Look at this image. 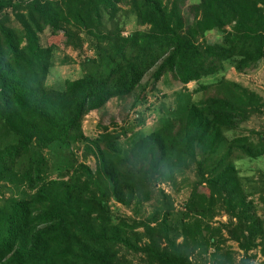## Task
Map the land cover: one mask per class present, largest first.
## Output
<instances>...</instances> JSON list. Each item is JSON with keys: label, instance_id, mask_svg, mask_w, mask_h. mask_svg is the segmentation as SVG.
<instances>
[{"label": "trees", "instance_id": "trees-1", "mask_svg": "<svg viewBox=\"0 0 264 264\" xmlns=\"http://www.w3.org/2000/svg\"><path fill=\"white\" fill-rule=\"evenodd\" d=\"M184 1L0 0V264H253L264 217L251 197L264 200V175L242 178L234 161L263 155V135L228 133L264 113V98L221 72L264 59V0H196L183 12ZM44 30L81 35L91 55L78 47V77L45 83L56 45L41 41ZM147 73L150 89L168 74L217 93L187 97L125 144V129L85 137L89 111L112 98L144 103ZM141 116L134 110L138 125ZM77 144L93 169L78 161ZM160 184L207 194L174 209ZM110 200L150 211L115 214ZM226 241L241 250L237 261Z\"/></svg>", "mask_w": 264, "mask_h": 264}, {"label": "rangeland", "instance_id": "rangeland-1", "mask_svg": "<svg viewBox=\"0 0 264 264\" xmlns=\"http://www.w3.org/2000/svg\"><path fill=\"white\" fill-rule=\"evenodd\" d=\"M196 0H185L183 12L186 7ZM125 9V6H121ZM121 17H124L121 15ZM124 20V31L122 34H126L133 27V18L128 16L122 18ZM63 27H67L63 25ZM142 28V26H139ZM68 35L57 34L49 37L47 30L42 31L40 34L41 41L47 40L56 45L54 51V63L49 68L46 76L45 83L47 85L61 82L63 79H74L80 75V69L77 64L78 61V47H81L83 54L90 56L91 52L86 47V43L80 34L75 30L67 32ZM219 35L215 31H210L205 34L206 42L212 43L218 40ZM64 58H68L71 61L68 63L60 64L59 62ZM221 74L232 81H235L250 90H253L262 98H264V59L245 67L241 72L234 71L232 68L226 67ZM220 74L216 77L219 78ZM201 82H209L208 79H204ZM144 85L142 92L143 104H138L135 108H131L130 103L132 97H127L123 100L110 99L107 101L103 108L97 111H89L84 115L81 122V130L85 137L90 138L102 131V127H106L107 130L120 131L125 129L126 133L121 135L118 141L125 144L127 137H131L133 134H145L148 133L158 123L159 117H167L171 111H176L186 101V98L191 100H198L206 96H210L217 93V87L210 85L204 91L192 92V89L197 87L198 83L189 82L186 85H182L169 77L168 74L162 76L150 89L149 73L145 74L141 79V85ZM146 108V109H144ZM134 110H138L141 113L143 120L142 125H138L134 117ZM264 111V109H263ZM240 132L242 134H250L255 136V133L260 132L263 135L264 141V113L249 116L248 120L241 124L238 130L230 131L228 134ZM83 150V146L77 144L74 149L78 161H82L89 168L93 169L95 165V158L93 155L88 154L85 158L80 157ZM235 166L238 169V174L242 178H252L256 180L264 175V154L253 159L241 158L234 161ZM166 193L170 195L171 202L174 209H179L185 201L187 206L196 207L198 199L201 195H206L207 190L202 186H194L190 189L189 186L177 185L176 188H171L166 184H160ZM264 197V194L263 196ZM250 197H248L249 199ZM253 205H255L254 213L259 217H264V200L259 198L258 194H254L252 197ZM110 209L116 214H124L127 216L146 217L149 213V207L147 204H141L139 207L131 205L129 208H125L122 205L109 201ZM226 217L222 213L213 218V224L216 221H225ZM257 242L259 239L256 240ZM227 246L233 252V258L237 261L241 257V250L238 249L237 244L233 241H226ZM254 253L253 264H264V232H263V245H257L255 249L249 251Z\"/></svg>", "mask_w": 264, "mask_h": 264}]
</instances>
